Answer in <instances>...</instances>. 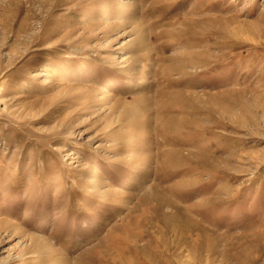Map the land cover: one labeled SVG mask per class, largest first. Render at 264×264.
Returning <instances> with one entry per match:
<instances>
[{"label": "rangeland", "instance_id": "1", "mask_svg": "<svg viewBox=\"0 0 264 264\" xmlns=\"http://www.w3.org/2000/svg\"><path fill=\"white\" fill-rule=\"evenodd\" d=\"M0 264H264V0H0Z\"/></svg>", "mask_w": 264, "mask_h": 264}, {"label": "bare ground", "instance_id": "2", "mask_svg": "<svg viewBox=\"0 0 264 264\" xmlns=\"http://www.w3.org/2000/svg\"><path fill=\"white\" fill-rule=\"evenodd\" d=\"M106 15H109V13H108L107 10L103 13V16H106ZM96 181H97V175H95V176L93 177L92 185L96 184Z\"/></svg>", "mask_w": 264, "mask_h": 264}]
</instances>
